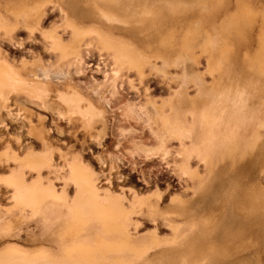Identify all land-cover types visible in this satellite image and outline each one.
I'll use <instances>...</instances> for the list:
<instances>
[{
	"label": "rangeland",
	"instance_id": "1",
	"mask_svg": "<svg viewBox=\"0 0 264 264\" xmlns=\"http://www.w3.org/2000/svg\"><path fill=\"white\" fill-rule=\"evenodd\" d=\"M238 1L226 0L220 8L228 18L224 29L228 42L215 32L213 57L202 51L199 64H194L191 57L183 59L176 40L155 60L159 69L151 65L142 81L132 71L115 73L107 54L99 53L92 45L79 61L68 63L59 58L43 36L52 29L64 40L71 34L58 2L46 6L47 14L32 34L20 30L16 42L0 39L3 56L27 78L28 84L33 82V77H29L32 71L38 73L34 88L9 87L0 94V248L10 245L32 253L41 247L55 255L59 251L55 238L60 230L50 226L51 231L44 232L40 216H32L28 209L21 212L13 208V190L4 183L18 169L13 154L23 157L30 151L38 158L44 157L56 170L42 168L40 180L36 174H26V182L34 181L45 191L54 183L52 187L61 191L63 184L57 180L59 168L79 162L80 171L95 180L100 201L109 192L130 207L134 194L138 198L158 194L160 209L169 221L195 223L189 237L193 246L198 249L214 245L225 250L210 254L204 264H228V236L239 245L243 260L264 264V223L256 231L246 233L252 216L259 213L264 217V15L247 20L239 12ZM247 1L264 13V0ZM156 4L157 0H115L121 19L118 26L122 28L112 30L114 35L132 40L139 47L156 45L157 32L145 17ZM172 26L168 23L165 30ZM136 27L140 34L130 32ZM203 39L199 33L200 45ZM224 44L233 48V56L228 59L222 55ZM208 58L217 65L213 83L205 68ZM171 61L176 65L169 66ZM42 68L49 72L46 79L40 74ZM184 68H188L191 77L181 76ZM59 71L62 73L55 75ZM169 102L180 118L193 119L192 141L199 145L190 154L191 146L185 145L189 141L179 126V138L168 142L171 153L165 162L159 150L142 151L143 146L152 148L157 144L142 111L146 107L153 114L155 104H161L165 110ZM208 109L221 113V117L208 124L209 131L201 132V112ZM227 133L236 138L232 156L220 155ZM252 143L255 146L249 152L247 146ZM181 145L186 151L174 152H181ZM206 154L211 156L209 164L202 159ZM189 156L190 165L204 179L202 188L195 192L186 188L191 183L178 168ZM75 192L76 188L68 185L66 200L59 203L62 211L67 210ZM254 192L255 206L243 196ZM175 197L185 204L180 206L178 200L173 201ZM130 220L138 240L156 231L162 241L158 248L148 252L145 264H185L183 260L188 259L190 249L166 243L171 238L167 221L160 217L153 221L144 208L133 212ZM202 220L212 224L206 228L200 225Z\"/></svg>",
	"mask_w": 264,
	"mask_h": 264
},
{
	"label": "bare ground",
	"instance_id": "2",
	"mask_svg": "<svg viewBox=\"0 0 264 264\" xmlns=\"http://www.w3.org/2000/svg\"><path fill=\"white\" fill-rule=\"evenodd\" d=\"M54 2H58L59 5H57L64 24L71 32L68 40H64L55 29L43 34L48 41L49 48L56 51L59 58L65 59L68 63L70 60L79 61L82 59L84 51L92 45L99 53L107 54L115 73H121L122 70L132 71L139 81L145 79L151 65H155V69H159L155 60L161 56L162 50L169 46L171 48L172 42L176 40L183 59L191 57L194 64H199L202 51H206L212 57L215 55L216 48L213 44L215 32L221 36L222 40L228 42L224 31L228 18L226 11H220L226 0H157V4L150 7L145 16L157 32L154 37L156 45L146 44L144 47H139L132 40L114 35L112 30L122 28L118 26L121 19L116 13L115 0H0V39L16 42L18 40L16 36L20 30L32 34L40 27L46 16V6ZM236 5L239 12L249 21H253L261 14L264 15L263 12L257 11L250 1L240 0ZM222 15L223 18L220 19ZM168 23L173 24V28L169 31L165 30ZM103 26L109 27L111 31ZM130 32L140 34V29L136 27ZM159 32L165 33L159 35ZM199 33L204 37L203 45L198 42ZM199 48L200 50H198ZM223 48L227 54L224 52L222 55L226 59L233 56L231 46L224 44ZM262 63L264 65V59ZM168 65L175 66L176 63L171 61ZM205 68L206 72L211 74L213 80L211 83H213L216 78L213 74L216 73L217 65L208 58ZM161 71L164 72L162 68ZM20 73L19 70L12 67L0 50V94L9 87L28 86L34 88L37 85L38 73L32 71L29 76L33 77L31 84H28L27 78L22 77L23 74ZM48 73L47 69H41L40 74L44 79L48 78ZM56 73L61 74L62 71L55 72V75ZM190 73L188 68H184L181 71V76L189 75L191 77ZM180 91L181 86H178L177 92ZM166 107L164 110L161 104H155L153 114L146 110V107L142 111L147 116L148 125L152 128L157 141L155 147L143 146L142 151L159 150L162 152L161 160L165 162L171 153L168 142L172 138H179V126L189 141L185 145L191 146L190 154L199 145L192 141L195 131L193 119L189 116L180 118V114L173 110V105L170 102ZM201 117L203 120L200 130L206 132L210 129L208 124H211L215 118H220L221 113L208 109L201 112ZM224 137L227 140L224 144V151L220 155L232 156L235 152L236 138L231 133L224 134ZM255 144H249L247 150L251 152ZM180 150L181 152L178 150L174 152L183 153L186 151V147L181 145ZM20 156L13 154L18 169L13 170L10 176L4 180L5 186L13 190L11 199L14 204L12 207L18 208L21 212L28 209L32 216H40L44 224L42 229L44 232L50 226L59 229L58 237L55 238L59 251L55 255L40 247L29 253L18 247L7 245L0 248V264H145L148 252L153 248H158L162 241L156 231H153L144 240H138L136 237L135 226L130 217L133 212H140L141 208L145 209V214L153 221L160 217L168 222L171 238L166 240V243L175 246H188L190 252L188 259L183 260L185 264H204L210 254L225 252L223 248L214 245L198 249L193 246L189 237L195 230L196 224L193 222L174 224L169 221L166 218L167 215L160 209L158 194H155L154 197L143 198H138L134 194L130 207L126 206L120 197L113 196L109 192H105L101 196L103 200L100 201L98 188L95 187V180L91 179V175L80 171L79 162L68 164L67 160L66 169L59 168V172H61L59 177L57 176V180L63 184V189L55 190L52 187L53 183L45 191L34 181L26 182L25 176L26 174H36L37 180H40L42 168L50 170L54 166L52 167V164L44 157L38 158L30 151L23 157ZM202 159L206 164L211 162L209 154L204 155ZM178 168L191 183L186 188L192 192L202 188L203 174L196 167L190 165V156L184 160L183 164L179 163ZM68 185L76 188L75 197L68 204L67 210L62 211L59 203L65 202ZM255 194V192L253 194L246 193L243 196L245 200L248 199L255 206L257 205ZM175 200H178L180 206L185 204L184 200L176 197L173 198V201ZM261 216L256 213L249 219L248 232L246 233L259 229V224L264 223V217ZM261 218L262 221H260ZM202 221L200 225L206 228L212 224L210 220ZM35 228L40 230L39 227ZM84 234L88 235L87 238H81ZM234 241L228 236V264H252L239 256V245H236Z\"/></svg>",
	"mask_w": 264,
	"mask_h": 264
}]
</instances>
